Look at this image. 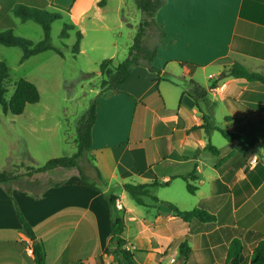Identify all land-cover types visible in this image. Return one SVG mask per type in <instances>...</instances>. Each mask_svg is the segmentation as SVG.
<instances>
[{"label":"crops","instance_id":"1","mask_svg":"<svg viewBox=\"0 0 264 264\" xmlns=\"http://www.w3.org/2000/svg\"><path fill=\"white\" fill-rule=\"evenodd\" d=\"M86 1L102 12L103 0H0V32L13 29L24 37L18 29L31 21L13 14L19 3L72 11ZM156 20L167 34L153 63L163 70L162 80L134 68L124 93L100 99L92 130L96 175L98 170L108 188H121L113 195L126 211L123 238L137 264H250L247 252L264 237V83L228 74L239 63L264 76V0H167ZM192 83L208 91L199 105L189 95ZM205 114L243 140L228 141L218 131L208 136ZM209 143L219 155L208 150ZM192 173L194 195L182 179ZM153 183L159 186L152 196L182 212L205 210L216 220L184 221L150 198L148 206L137 205L124 190L126 184ZM163 189L170 196H160ZM106 193L86 187L78 175L41 192L13 183L14 199L0 186V264H35L15 202L34 230L32 242L43 247L44 264H119L109 252ZM235 241L245 248L243 259L229 258Z\"/></svg>","mask_w":264,"mask_h":264},{"label":"rangeland","instance_id":"2","mask_svg":"<svg viewBox=\"0 0 264 264\" xmlns=\"http://www.w3.org/2000/svg\"><path fill=\"white\" fill-rule=\"evenodd\" d=\"M102 3V12L90 7L89 1L72 11L49 9L64 15L53 24L51 34L53 46L61 49L64 57L49 51L22 63L20 48L0 49V61L9 68L6 99H11L16 83L22 78L32 82L41 95L40 102L29 104L21 116L4 114L0 104V171L20 174L15 183L22 189L41 192L63 183L72 175L80 177L75 168H59L32 177H27L26 173L29 167H42L50 159L77 153L79 131L91 104L113 95V91L103 92V81L109 80L100 73V64L104 60L113 59V71L127 58L138 32L147 48L152 50L159 43V29L154 24L144 25L145 17L136 0H103ZM83 10L88 13L84 17ZM66 22L76 25V30L63 39L61 33ZM77 30L83 33V40L80 54L74 56L72 48L77 40ZM18 34L34 43L44 40L42 27L34 22L20 25ZM185 86L188 88V83ZM204 160L210 163L209 158L204 157ZM80 166L89 181L107 192L106 195L120 194L119 186L113 184L108 188L97 180L92 151L86 153ZM187 168L188 165L181 166L182 170ZM168 169L163 167L162 171ZM177 191L179 193V189ZM158 193L163 197L170 196L166 189L158 190Z\"/></svg>","mask_w":264,"mask_h":264},{"label":"trees","instance_id":"3","mask_svg":"<svg viewBox=\"0 0 264 264\" xmlns=\"http://www.w3.org/2000/svg\"><path fill=\"white\" fill-rule=\"evenodd\" d=\"M139 9L144 14V25L154 24L160 33L159 43L154 49L147 48L141 40V32L136 35L134 44L129 49V54L127 58L121 62L113 71L112 64L113 59H106L100 64V73L103 76L109 77V80L103 81V92L113 91V95H118L124 93L122 87L126 81L131 76V72L134 68H147L149 71L157 75V80H162L161 74L162 69L154 66L155 57L164 41L167 37L166 32L162 27H160L156 20V15L161 8L166 5L167 0H136ZM46 4L37 7L31 4L19 3L13 8V14L15 17L19 18L22 22H34L40 25L44 31V40L39 43H34L24 37L17 36L13 29H8L6 31L0 32V46L8 48H20L23 52L21 62L43 54L45 52L54 51L61 57H64V53L61 49L53 46L51 40L52 26L53 24L64 18V15L60 11L51 12L46 9ZM76 30V25L72 22H66L64 24L61 37L67 39L70 36V32ZM77 40L72 48V53L74 56H78L81 50V43L83 40V33L77 30ZM229 77L242 78L248 81H258L264 83V76L259 73H253L247 70L243 65L239 63H234L229 71ZM9 78V68L7 64L0 61V104L4 114H12L14 116H21L24 114L26 107L29 104H37L41 100V95L38 88L27 79H20L16 83V89L10 100L6 99V94L8 90L5 86L6 80ZM192 93L189 94L199 105V103L207 98L208 91L199 86L196 83H192ZM216 85H212L211 88H215ZM99 108V102L95 100L86 116L83 120L82 126L79 131V141H78V151L73 156H64L59 158L50 159L42 167H29L27 168V177H32L37 174H44L51 172L53 170L63 168V169H78L81 182L88 188L94 189L96 191H101L95 183H91L89 179L85 176L80 166V162L84 159L86 153L92 151V130L97 121V111ZM203 126L206 134H210L214 131H218L221 135L228 141L243 140V137L231 133L229 131L220 129L213 124L211 115L205 114L203 116ZM208 150L214 154L219 155L220 151L211 145L207 146ZM21 175L13 171H0V186H4L7 194L13 198L11 185L20 179ZM182 179L187 184V189L190 194L194 195L198 188L193 184L197 180L194 173L187 177H182ZM97 180L104 183L101 173L97 170ZM62 183H57L54 186L59 187ZM105 184V183H104ZM157 183L153 184H126L124 190L127 192L129 197L139 206H148L146 199L150 198L154 205L162 204L167 206L170 210L176 212L179 217L184 221H190L196 218L200 222H213L216 220L214 215L209 214L207 211L202 209H195L191 212H182L172 203L161 201L159 198L151 195V189L158 187ZM39 198V195H35ZM109 207L111 209V237L109 241V252L114 254L118 258L119 264H137L134 258V254L127 249V241L123 238V234L126 230L125 224V209H118L117 202L118 197L116 195H105ZM15 206L18 212L20 222L27 236L32 240H36V235L33 228L26 220L22 212L19 210L17 203ZM35 249V264H44L45 254L43 252V247L34 244ZM187 245H181L180 256L181 258H188ZM246 254L244 246L239 242L235 241L232 243L229 250V258L232 260L243 259ZM250 264H264V237L260 243L254 248L252 252H247Z\"/></svg>","mask_w":264,"mask_h":264},{"label":"built area","instance_id":"4","mask_svg":"<svg viewBox=\"0 0 264 264\" xmlns=\"http://www.w3.org/2000/svg\"><path fill=\"white\" fill-rule=\"evenodd\" d=\"M26 252L29 256L35 257L34 243L32 240H28L25 245Z\"/></svg>","mask_w":264,"mask_h":264},{"label":"clouds","instance_id":"5","mask_svg":"<svg viewBox=\"0 0 264 264\" xmlns=\"http://www.w3.org/2000/svg\"><path fill=\"white\" fill-rule=\"evenodd\" d=\"M209 192H210V186H209Z\"/></svg>","mask_w":264,"mask_h":264}]
</instances>
